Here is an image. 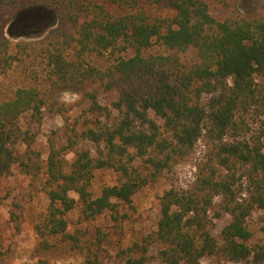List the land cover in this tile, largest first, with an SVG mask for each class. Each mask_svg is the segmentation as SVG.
Segmentation results:
<instances>
[{
  "label": "trees",
  "instance_id": "obj_1",
  "mask_svg": "<svg viewBox=\"0 0 264 264\" xmlns=\"http://www.w3.org/2000/svg\"><path fill=\"white\" fill-rule=\"evenodd\" d=\"M39 7L61 26L13 45L8 23ZM16 67L23 82L0 96V185L15 169L39 184L41 251L68 246L83 257L69 264H264V244L250 243L264 215V13L244 15L235 0H0V76ZM66 90L85 106L63 101ZM46 115L63 123L44 158ZM193 159L180 184L177 167ZM103 168L120 183L97 193ZM166 174L157 229L126 245L134 195ZM9 214L20 230L22 205ZM100 220L112 222L115 253L90 226Z\"/></svg>",
  "mask_w": 264,
  "mask_h": 264
},
{
  "label": "rangeland",
  "instance_id": "obj_2",
  "mask_svg": "<svg viewBox=\"0 0 264 264\" xmlns=\"http://www.w3.org/2000/svg\"><path fill=\"white\" fill-rule=\"evenodd\" d=\"M236 6L244 15L252 16L264 13V0H235ZM110 7V5H108ZM112 8V7H111ZM154 10V8H153ZM165 15L166 10L159 11ZM154 10V11H155ZM61 26L55 11L39 7L22 11L17 14L6 26V36L13 45L19 41H37L45 37L51 29ZM67 27H71L68 25ZM23 82V71L16 67L7 76H0V96L11 92L14 87ZM61 99L70 104H78L80 94L75 90H66L61 93ZM81 108L85 103L80 102ZM80 111L75 108L73 116ZM63 123L61 117L45 116L42 128L39 131L37 147L46 158L48 146L47 135ZM194 159L177 167V178L180 184L186 185L192 181L195 174ZM121 175L111 168L99 169L95 173L94 189L99 192L105 185L120 183ZM168 174L158 183L141 188L133 197L137 213L133 219L125 224L124 243L130 245L139 241L157 229L160 219L158 198L170 187ZM19 202L23 207V218L20 230H16L10 221L9 210L13 202ZM48 200L40 190V186L29 176L18 169L7 176L0 185V242L3 255L0 264H22L33 262L39 258H47L56 264L79 263L83 257L68 246H57L51 252L45 253L38 248L39 239L34 230L35 223L41 218L47 208ZM76 214L69 217L70 230L76 228ZM223 223H219V228ZM101 226L108 233L105 241L112 253L117 251L116 236L112 229V222L100 220L90 226ZM254 236L251 244H264V215L254 216L252 221ZM154 252V251H153Z\"/></svg>",
  "mask_w": 264,
  "mask_h": 264
}]
</instances>
